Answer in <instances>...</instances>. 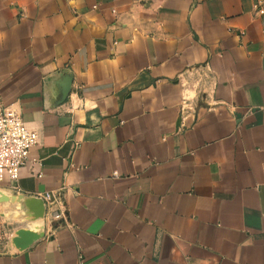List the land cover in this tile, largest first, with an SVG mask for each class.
<instances>
[{
	"label": "crops",
	"instance_id": "obj_1",
	"mask_svg": "<svg viewBox=\"0 0 264 264\" xmlns=\"http://www.w3.org/2000/svg\"><path fill=\"white\" fill-rule=\"evenodd\" d=\"M0 107V264H264V0H0Z\"/></svg>",
	"mask_w": 264,
	"mask_h": 264
},
{
	"label": "built area",
	"instance_id": "obj_2",
	"mask_svg": "<svg viewBox=\"0 0 264 264\" xmlns=\"http://www.w3.org/2000/svg\"><path fill=\"white\" fill-rule=\"evenodd\" d=\"M36 140V132L27 128L18 113L0 107V183L8 180L16 184L19 168L28 161L29 151ZM15 189L18 190L16 187ZM38 198L50 203L52 195L45 193ZM51 216L57 221L63 219L64 214L57 211Z\"/></svg>",
	"mask_w": 264,
	"mask_h": 264
},
{
	"label": "water",
	"instance_id": "obj_3",
	"mask_svg": "<svg viewBox=\"0 0 264 264\" xmlns=\"http://www.w3.org/2000/svg\"><path fill=\"white\" fill-rule=\"evenodd\" d=\"M33 206L35 207L36 214L42 215L44 212L43 202L39 199H33L32 200ZM16 238L12 240L13 245L15 248H24L26 247L30 242L35 240L38 236L35 233H32L30 231H18L16 233Z\"/></svg>",
	"mask_w": 264,
	"mask_h": 264
}]
</instances>
